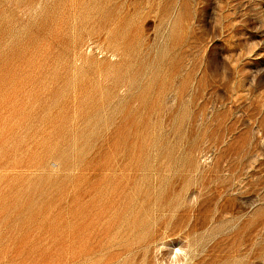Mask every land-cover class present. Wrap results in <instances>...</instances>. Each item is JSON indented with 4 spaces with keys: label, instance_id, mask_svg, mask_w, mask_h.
Instances as JSON below:
<instances>
[{
    "label": "rangeland",
    "instance_id": "rangeland-1",
    "mask_svg": "<svg viewBox=\"0 0 264 264\" xmlns=\"http://www.w3.org/2000/svg\"><path fill=\"white\" fill-rule=\"evenodd\" d=\"M0 264H264V0H0Z\"/></svg>",
    "mask_w": 264,
    "mask_h": 264
}]
</instances>
